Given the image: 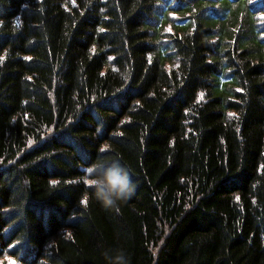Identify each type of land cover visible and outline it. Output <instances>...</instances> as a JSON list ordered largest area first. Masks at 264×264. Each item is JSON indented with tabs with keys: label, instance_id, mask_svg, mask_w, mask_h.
Listing matches in <instances>:
<instances>
[{
	"label": "trees",
	"instance_id": "obj_1",
	"mask_svg": "<svg viewBox=\"0 0 264 264\" xmlns=\"http://www.w3.org/2000/svg\"><path fill=\"white\" fill-rule=\"evenodd\" d=\"M121 251L264 264V0H0V264Z\"/></svg>",
	"mask_w": 264,
	"mask_h": 264
},
{
	"label": "clouds",
	"instance_id": "obj_2",
	"mask_svg": "<svg viewBox=\"0 0 264 264\" xmlns=\"http://www.w3.org/2000/svg\"><path fill=\"white\" fill-rule=\"evenodd\" d=\"M95 199L104 207H116L119 202L129 199L135 185L129 170L119 159L94 160L86 169ZM109 264H126L123 252L109 255L105 252Z\"/></svg>",
	"mask_w": 264,
	"mask_h": 264
},
{
	"label": "snow or ice",
	"instance_id": "obj_3",
	"mask_svg": "<svg viewBox=\"0 0 264 264\" xmlns=\"http://www.w3.org/2000/svg\"><path fill=\"white\" fill-rule=\"evenodd\" d=\"M53 183H55V182H53Z\"/></svg>",
	"mask_w": 264,
	"mask_h": 264
}]
</instances>
